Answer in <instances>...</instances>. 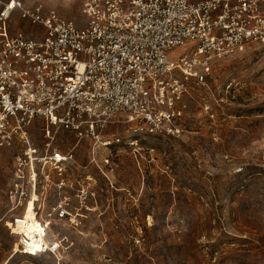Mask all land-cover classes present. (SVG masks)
Listing matches in <instances>:
<instances>
[{
  "label": "built area",
  "instance_id": "2783aa9c",
  "mask_svg": "<svg viewBox=\"0 0 264 264\" xmlns=\"http://www.w3.org/2000/svg\"><path fill=\"white\" fill-rule=\"evenodd\" d=\"M80 2L83 26L42 5L0 0V155L16 151L5 198L15 211L37 197L34 237L23 212L6 221L11 233L19 227L17 251L23 255L60 251L59 240H41L53 219L82 223L88 192L83 197L75 188L79 178L68 174L79 143H125L137 157L142 137L181 136L189 80L205 85L215 60L249 43L264 45V0ZM17 13L35 35L10 30ZM37 122L43 148L32 138ZM113 123L129 125L126 140L106 135ZM64 131L75 146L52 149ZM45 184L54 186L59 200L44 213L48 194L38 189Z\"/></svg>",
  "mask_w": 264,
  "mask_h": 264
},
{
  "label": "rangeland",
  "instance_id": "374dc122",
  "mask_svg": "<svg viewBox=\"0 0 264 264\" xmlns=\"http://www.w3.org/2000/svg\"><path fill=\"white\" fill-rule=\"evenodd\" d=\"M22 1L85 24L80 0ZM19 29L35 35L17 13L10 30ZM189 81L181 136L142 137L137 157L125 143H79L68 174L88 197L80 225L50 222L49 240L62 243L57 254L17 251V228L12 234L6 221L22 212L34 221L35 203L10 211L5 190L16 151H3L0 264H264V45L249 43L215 60L205 85ZM41 128L36 123L31 132L43 148ZM128 128L113 123L106 135L126 140ZM75 144L64 131L51 148L65 152ZM38 190L48 194L45 213L59 199L53 185Z\"/></svg>",
  "mask_w": 264,
  "mask_h": 264
},
{
  "label": "bare ground",
  "instance_id": "6f19581e",
  "mask_svg": "<svg viewBox=\"0 0 264 264\" xmlns=\"http://www.w3.org/2000/svg\"><path fill=\"white\" fill-rule=\"evenodd\" d=\"M35 201H36V197H34L33 199H31L30 201H29V203H27L28 204V206H29V204L30 203H32V205L35 203ZM31 210V212L33 213L34 212V209H30ZM25 215V214H24ZM27 219H28V217H26ZM30 224L27 226V228H26V232L28 233V235L29 236H32V237H34L35 235V233H36V231H37V227H36V223H35V220L34 221H32V220H30V222H29ZM14 227V226H13ZM19 232H20V230H19V227H17V231H16V233L17 234H19ZM41 233V232H40ZM45 234H46V237L45 238H41V240L43 241V242H46V243H48V241H49V238H48V233L47 232H45Z\"/></svg>",
  "mask_w": 264,
  "mask_h": 264
},
{
  "label": "crops",
  "instance_id": "0c3cea01",
  "mask_svg": "<svg viewBox=\"0 0 264 264\" xmlns=\"http://www.w3.org/2000/svg\"><path fill=\"white\" fill-rule=\"evenodd\" d=\"M37 124L39 125L40 123H39V122H37Z\"/></svg>",
  "mask_w": 264,
  "mask_h": 264
}]
</instances>
